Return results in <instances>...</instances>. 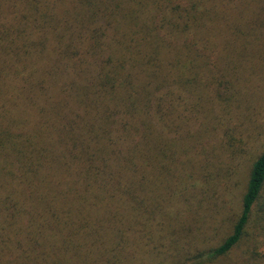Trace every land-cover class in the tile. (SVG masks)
Here are the masks:
<instances>
[{"label": "trees", "instance_id": "1", "mask_svg": "<svg viewBox=\"0 0 264 264\" xmlns=\"http://www.w3.org/2000/svg\"><path fill=\"white\" fill-rule=\"evenodd\" d=\"M239 29L246 56L243 46L230 60L221 52ZM262 29L264 0H0V264H218L231 253L261 204L264 150L214 247L172 239L185 198L181 216L154 224L143 181L168 173L181 123L211 82L230 86ZM258 247L249 263L264 264Z\"/></svg>", "mask_w": 264, "mask_h": 264}, {"label": "rangeland", "instance_id": "2", "mask_svg": "<svg viewBox=\"0 0 264 264\" xmlns=\"http://www.w3.org/2000/svg\"><path fill=\"white\" fill-rule=\"evenodd\" d=\"M242 31L230 30V44L224 50L225 43L218 47L223 50L221 53L227 50L225 57L230 60L243 46L246 56L248 42ZM239 61L241 73L232 75L230 86L225 81L223 86L211 82L200 94L198 112L181 123L178 141L172 144L176 151L168 173H156L154 178L155 172H148L143 181L147 199L144 205H157L156 220V214L151 216L154 224L168 222L166 211L181 216L179 208L185 198L181 225L172 233V239L184 249L214 247L231 233L241 212L252 163L264 150V46L250 50ZM224 84L230 88L227 90ZM236 90L240 92L238 100ZM260 203L264 206V193ZM260 205H256L250 217L243 240L218 264H252L248 257L253 239L260 253H264V214L261 222L256 216ZM157 260L152 258L149 264Z\"/></svg>", "mask_w": 264, "mask_h": 264}]
</instances>
